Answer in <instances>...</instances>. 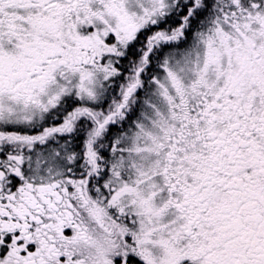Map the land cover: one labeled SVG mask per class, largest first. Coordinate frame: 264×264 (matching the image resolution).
<instances>
[{"label": "snow or ice", "instance_id": "6c2138e0", "mask_svg": "<svg viewBox=\"0 0 264 264\" xmlns=\"http://www.w3.org/2000/svg\"><path fill=\"white\" fill-rule=\"evenodd\" d=\"M0 264H264V0H0Z\"/></svg>", "mask_w": 264, "mask_h": 264}]
</instances>
